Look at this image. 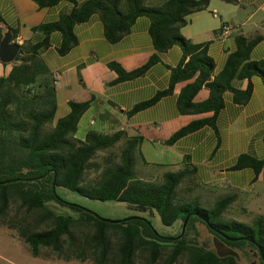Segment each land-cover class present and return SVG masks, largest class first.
<instances>
[{
  "label": "trees",
  "instance_id": "1",
  "mask_svg": "<svg viewBox=\"0 0 264 264\" xmlns=\"http://www.w3.org/2000/svg\"><path fill=\"white\" fill-rule=\"evenodd\" d=\"M34 1L43 7L59 0ZM68 1L74 3L69 13L34 28L46 35L60 31L63 38L58 49L60 54L66 53L77 41L74 25L93 13L99 14L104 36L110 42L118 41L127 33L138 16L149 18V34L156 52L132 70H125L118 62H108V68L117 74L114 81L139 76L159 60L160 52L173 45L181 48L182 59L171 69L168 89L136 104L128 113L144 109L170 93L175 83L190 80L179 93L180 111L215 114L223 107L225 91L232 92L235 102L244 103L253 93L251 78L259 76L264 81V63L251 58L253 46L261 37L236 36V49L229 53L222 70L212 77L214 61L206 45L191 42L180 33L188 17L206 9L210 0H165L155 6L144 4V0H85L79 4ZM0 23L4 24L1 20ZM3 32L0 30V39ZM45 45L48 40L20 45L15 58L19 63L13 65L7 76L0 77V224L15 230L33 256L44 258L52 255L87 264H135L140 251L147 253L148 264H155L164 252H167L165 264H174L182 255L186 256L187 264H239L234 255L221 254L200 240L197 226L201 223L222 247L257 252L260 263L264 264L258 247L264 253V215L257 214L252 223L226 218L224 214L235 201V194L224 195L211 206H203L199 198L189 197L183 188L184 182L194 174V169L186 166L165 172L161 181L137 177L134 166L137 155L140 156V135L126 137L123 130H89L83 139H78L75 136L78 122L94 95L85 101L69 100L68 113L53 122L57 108L54 78L37 52ZM235 79L247 80L246 87L236 88L232 83ZM202 87L208 89V96L195 101ZM205 124L215 128L214 117L189 122L163 143L171 145ZM100 152L106 154L98 162L95 158ZM245 167L253 168L258 177L264 168V159L241 154L230 166L232 170ZM89 170H94L95 176L85 180ZM57 186L90 199L117 200L149 208L164 225L179 223V230L174 235H160L141 216L103 219L61 198L55 191ZM10 198L19 201L25 213L38 214L33 224L27 218L18 222L6 218ZM57 207H69L77 215L61 213ZM44 221L50 225L39 229L37 226Z\"/></svg>",
  "mask_w": 264,
  "mask_h": 264
},
{
  "label": "crops",
  "instance_id": "2",
  "mask_svg": "<svg viewBox=\"0 0 264 264\" xmlns=\"http://www.w3.org/2000/svg\"><path fill=\"white\" fill-rule=\"evenodd\" d=\"M85 0H75L81 3ZM165 0H144L149 6ZM74 7L68 0H59L50 6H39L34 0H0V30H11L20 45H35L48 40L38 49L54 78L57 108L55 122L69 111L68 101H85L94 95L89 108L80 117L75 136L83 139L87 131L113 132L123 130L126 137H142L134 171L136 176L149 181H161L167 171L183 167L193 168L194 174L184 182L183 188L191 198L213 202L227 194L242 195V205L260 210L264 204L256 191L264 183V168L256 177L253 168L232 170L239 155L248 154L264 159V81L253 76V93L246 102L234 101L232 92L223 93V107L217 112H181L178 97L188 81L177 82L172 91L154 103L134 113H128L136 104L153 98L168 89L171 69L182 59V50L173 45L159 53V60L143 74L131 79L114 81L117 74L108 68V62H118L125 70L144 64L156 50L149 34L150 20L138 16L129 31L118 41H108L98 13L76 23L73 32L76 43L64 54L58 49L62 43L60 31L48 35L36 26L55 22ZM125 3L122 9L125 10ZM180 33L191 42L206 45L214 61L212 77L222 70L229 53L236 49V36L255 39L251 58L264 63V0H210L206 9L192 13ZM222 24L231 26L230 33L221 35ZM15 33V35L13 34ZM19 61H0V77L7 76ZM233 85L243 89L247 80L235 79ZM208 96L202 87L195 101ZM214 117L215 128L209 124L180 137L173 144L163 141L189 122ZM235 199V200H236ZM262 205H259L260 202ZM235 202V201H234ZM250 203V205H248ZM252 203V205H251ZM256 204V205H253ZM250 207V208H249Z\"/></svg>",
  "mask_w": 264,
  "mask_h": 264
},
{
  "label": "rangeland",
  "instance_id": "3",
  "mask_svg": "<svg viewBox=\"0 0 264 264\" xmlns=\"http://www.w3.org/2000/svg\"><path fill=\"white\" fill-rule=\"evenodd\" d=\"M52 124L47 125V127H51ZM115 150V149H113ZM106 154V152H100L95 158L98 162H101L102 157ZM94 170H89L85 173V180H90L95 176ZM56 193L63 198L64 200L79 205L85 209H88L94 212L97 216L107 219V220H122L128 218L130 216H141L147 218L153 228L163 236L174 235L179 230V223H176L172 226L164 225L160 217L156 212L149 208H140L134 205H130L126 202L117 201V200H95L90 199L85 196H82L70 189H67L62 186H57L55 188ZM256 191L260 194L259 197L261 201L264 203V183L260 182L257 185ZM204 195L207 197V200L202 201L203 206H211L213 200L209 197L210 195L205 192ZM242 195H239L238 198L233 202L224 216L226 218H234L246 223H252L257 214L264 215V204L260 202L261 206L260 210H254L257 206H252L250 209L246 208L242 205ZM215 202V201H214ZM250 205V203L248 204ZM252 205V203H251ZM256 205V204H253ZM57 211L75 216L77 212L69 207H57ZM5 216L8 220H14L13 222H18L22 218H27L28 222L33 224V220L38 218V214L35 213H25V208L21 207L19 201L10 198L8 207L6 209ZM50 224L48 221H44L42 224H39L37 227L45 228ZM200 233V240L208 243L209 246L216 249L221 254H232L234 255L239 264H261L259 260V254L252 250L248 251H240V250H229L227 248L222 247L217 239L205 228V226L201 223L197 226ZM166 253H163V256L155 263V264H165ZM146 252H137V256L135 258V264H148L146 261ZM0 264H87L81 262L77 259L70 260H62L57 259L51 255V257H43V256H33L30 252V249L26 243H24L17 232L13 229L8 228L6 225L0 224ZM174 264H187V258L185 255L180 256Z\"/></svg>",
  "mask_w": 264,
  "mask_h": 264
},
{
  "label": "water",
  "instance_id": "4",
  "mask_svg": "<svg viewBox=\"0 0 264 264\" xmlns=\"http://www.w3.org/2000/svg\"><path fill=\"white\" fill-rule=\"evenodd\" d=\"M20 44H18L14 39L11 30L8 28L5 32H3L2 37L0 39V61L3 63L14 62L15 58L19 52ZM185 222L183 224L184 230ZM260 249V254L264 260V253L260 245H258Z\"/></svg>",
  "mask_w": 264,
  "mask_h": 264
},
{
  "label": "built area",
  "instance_id": "5",
  "mask_svg": "<svg viewBox=\"0 0 264 264\" xmlns=\"http://www.w3.org/2000/svg\"><path fill=\"white\" fill-rule=\"evenodd\" d=\"M230 30H231V26L229 24H222L220 29V34L227 35L230 33Z\"/></svg>",
  "mask_w": 264,
  "mask_h": 264
}]
</instances>
